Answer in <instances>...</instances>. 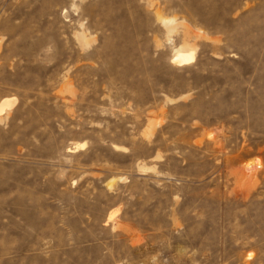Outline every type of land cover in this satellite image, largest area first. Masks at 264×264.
I'll return each mask as SVG.
<instances>
[{
    "label": "rangeland",
    "instance_id": "374dc122",
    "mask_svg": "<svg viewBox=\"0 0 264 264\" xmlns=\"http://www.w3.org/2000/svg\"><path fill=\"white\" fill-rule=\"evenodd\" d=\"M3 101L0 264H264V0H0Z\"/></svg>",
    "mask_w": 264,
    "mask_h": 264
},
{
    "label": "bare ground",
    "instance_id": "6f19581e",
    "mask_svg": "<svg viewBox=\"0 0 264 264\" xmlns=\"http://www.w3.org/2000/svg\"><path fill=\"white\" fill-rule=\"evenodd\" d=\"M188 47V46H187ZM178 51V50H177ZM194 60V53L193 51H178L173 59V63L174 64H178V65H184V64H188L190 62H192ZM14 102L11 101H3L0 104V114L5 111L8 108H11L13 106ZM259 163L257 164H249L246 166V168L244 169L245 171H252L254 169V167H259ZM250 173V172H249Z\"/></svg>",
    "mask_w": 264,
    "mask_h": 264
}]
</instances>
